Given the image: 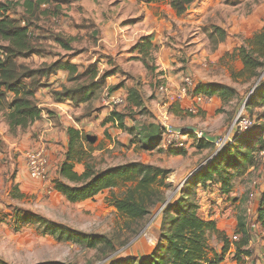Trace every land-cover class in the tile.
<instances>
[{
    "label": "trees",
    "instance_id": "16d2710c",
    "mask_svg": "<svg viewBox=\"0 0 264 264\" xmlns=\"http://www.w3.org/2000/svg\"><path fill=\"white\" fill-rule=\"evenodd\" d=\"M69 1L71 0H23L22 14L15 12L17 1H0V112L11 133H14L17 128L25 129L42 118L45 108L39 106L35 93L44 85V81L59 70L67 72L68 82H77L80 77L87 76L83 82H77L72 86L64 84L60 90L53 91L55 101L69 99L75 105L94 99L102 89L105 78L116 72V68H112L99 74L97 62L89 63L84 71L79 73V65L66 59L42 61L38 66L21 61L32 55H42L37 44L38 39L34 37V31L31 30V19L37 10L45 6L42 13L48 17L57 16L61 13L62 3ZM168 1L177 15H183L196 0ZM54 33L53 41L56 44L64 50H73L69 37L61 32L54 31ZM215 33L218 34V38L214 37ZM208 36L216 45L226 38V31L220 26H213ZM133 49L137 52L134 58L139 60L145 68L150 69L146 58L156 51L157 46L150 40L149 35L141 36L133 45ZM236 51L242 62V69L234 75L257 81L244 105V110L248 112L247 117L253 121V125L246 131L235 132L231 140L216 153H213L215 148L213 139L206 136L197 138L195 132L185 133L190 137H196L197 148L208 149L213 154L187 176L176 198L167 199V191L175 187L167 180L170 170L140 160L97 168L91 162L92 148L87 149L84 146L85 141L90 144L93 139L74 126L66 128L68 139L66 151L58 165L55 177L51 180L53 189L65 200L71 203L83 201L95 197L106 189L124 187L119 195H112L109 202L126 220L137 224L135 232L144 226L152 209L159 204L162 205L158 214L160 220L156 242L152 249L138 256H114L104 264H219L223 261L231 243L235 248L232 258L237 264H242L245 256H252V249L248 247L253 239L250 223L237 214L234 235H237L238 239L230 240L217 228L215 220L203 215L197 197L198 186L207 191H211L214 186L220 194L229 197L236 178L264 165V24ZM158 73L162 75L163 72ZM191 93L206 97L216 95L222 103L238 97L235 87L219 82L199 81L194 84ZM127 98L135 105L142 104L134 88L128 90ZM257 107L262 110L253 112ZM171 111L177 115L183 113V110L178 109L176 102L173 103ZM45 112L53 113L50 110ZM254 114L256 119L251 117ZM125 117L124 113L112 111L109 121L115 122L117 127L130 135V144L134 143L144 150L166 151L177 155L186 153L182 147L163 148L160 145L164 129H161L159 125L151 123L140 127L127 126ZM76 164L83 165L82 171L75 170ZM22 196L23 194L14 185L12 197L21 198ZM6 216L4 214L1 219H6ZM11 217L15 220V230L34 225L40 233L50 235L59 241L99 248L101 251L105 248L106 251L114 249L112 242L103 234L76 230L28 209L13 207ZM255 221L264 232V189L260 192ZM213 236L222 242L219 252L210 244ZM0 264L10 263L0 258ZM36 264L65 263L58 260H46Z\"/></svg>",
    "mask_w": 264,
    "mask_h": 264
},
{
    "label": "rangeland",
    "instance_id": "374dc122",
    "mask_svg": "<svg viewBox=\"0 0 264 264\" xmlns=\"http://www.w3.org/2000/svg\"><path fill=\"white\" fill-rule=\"evenodd\" d=\"M15 1H17L15 12L22 14L21 3L23 0ZM73 2L75 0L62 4L68 7L72 6L71 3ZM191 6L194 8L193 11H190L189 16L181 17L180 22L182 27L185 26V30L183 29L184 36L188 31L191 34L181 37L175 52L171 53L174 61L166 70L179 73L180 76L190 75L193 84L199 81H214L232 85L237 90L238 97L222 103L218 96L213 95L205 97L199 104L190 102L193 111L184 107L182 108L183 113L178 115L173 113L171 111L173 103L176 102L180 105L182 100L167 102L158 94L157 87L159 84L170 83L165 77H162L163 74L159 75L158 73L161 71V65L156 58V49L150 57L146 58L150 69L145 68L139 60L131 58V62H124V66H129L125 70L120 60L115 61L113 58H108L109 66L103 68L99 74L116 68V72L112 75L117 74L118 81L115 84H109L106 77L102 89L94 99L85 105H77L71 111V119L75 117L76 121H80V117L84 116H89L91 119V127L81 131L93 139L90 144L85 141L84 146L87 149L92 148L91 162L97 168L133 160H140L145 163L152 161L170 170L167 180H171L175 187L173 190L167 191L168 200L174 197L173 191L176 188L179 190L185 182L189 176V174L187 175L189 170L208 159L212 151L197 148L196 137H190L188 134H182L180 139L183 143L182 148L186 152L182 155L170 154L166 151L140 149L134 143H128L130 135L125 130L117 127L115 122L109 121L112 111L126 114L124 120L127 126L137 125L140 127L152 123L164 129L167 125L171 127L191 125L196 126L197 131L202 132L203 136L213 140L228 135L241 110L248 116L247 110H244L245 101L257 83L254 79L234 75L238 74L239 68L242 67L236 50L264 24V0H196ZM44 9L45 6H41L31 19V30L34 31V37L38 39L37 44L42 55H32L27 59H21V61L32 66H38L42 61L51 62L57 58L78 59L65 58L66 56L70 57V53L53 41L54 23L56 21H52L50 17L42 13ZM213 26H220L226 31V38L216 45L210 41L208 36ZM193 34L194 36L196 34V40L194 39V43L188 45L189 36ZM214 37L218 38V34L215 33ZM82 42V37L76 34L73 42L76 50L79 49L78 46ZM200 58H204V63L201 62L202 59ZM87 65L80 64L79 73L83 72ZM86 78L87 76H82L77 82H83ZM47 81L48 79L44 81L42 87L48 86ZM77 82H69L66 85L72 86ZM130 88L137 90L142 101L141 105H135L127 98ZM48 91L53 94L54 90L49 87ZM110 94H121L125 99L121 104H113L108 97ZM261 110L262 108L257 107L253 112H260ZM251 117L256 119V114L251 115ZM54 120L56 122L55 118H53ZM163 135L166 137L165 130ZM112 141L115 144L110 148L108 145ZM123 142H127V146ZM3 143L4 141L1 143L3 149L0 150V210H6L3 213L8 217L6 216V220H1L0 223L1 259L10 264H36L46 260H58L65 264H104L111 257L130 256L141 253L144 249L152 246V239L157 232V219L154 216L162 205L159 204L153 208L147 216L144 226L135 232L137 224L126 220L109 202L112 195H119L124 187L106 189L93 198L71 203L52 190L48 177V180L41 182L39 186H31L29 190L23 191L21 198L12 197L14 186L12 182L15 181L14 176L19 161L23 160L24 156L19 151L15 155L9 154ZM163 144L165 143L163 142ZM45 149L47 150V147ZM261 168H264V165L258 167V169ZM82 169V164L75 165L76 171L80 172ZM262 171L263 169L260 174L263 173ZM250 174L246 173L234 180L232 193L228 195L229 197L218 192L201 201L200 206L204 207L203 212L206 213L211 212L216 205L214 213L220 216L226 215L227 218L233 220L236 214L243 216L250 223L253 237L257 243H255L256 257L254 256V259L244 258L242 264H254L257 258L261 264H264V232L256 224L254 205L248 203L249 193L251 191L257 193L256 190L262 183V179L259 173L252 174L251 177ZM233 198L235 199L233 200ZM7 204L9 205L6 206ZM13 207L31 210L76 230L103 234L112 242L114 249L106 251L105 248L104 251H101L99 248H90L69 241H59L50 235L40 233L34 225L15 230V220L11 217ZM210 243L213 245L216 243L214 237H211ZM257 254H260V257ZM231 261L228 257L225 264H233L234 261Z\"/></svg>",
    "mask_w": 264,
    "mask_h": 264
},
{
    "label": "crops",
    "instance_id": "0c3cea01",
    "mask_svg": "<svg viewBox=\"0 0 264 264\" xmlns=\"http://www.w3.org/2000/svg\"><path fill=\"white\" fill-rule=\"evenodd\" d=\"M71 5L72 6L68 7L62 5L59 15L50 16L52 21H56L54 23V30L62 34L64 32L63 35L71 39L70 45L73 47V50H67L71 55L69 58H78L70 59L71 63L80 65L97 62L100 72L103 68L109 66L107 63L108 58H113L115 61L120 60L125 70H127L129 66H124V62H131V58L137 55L136 50L133 49V45L141 36L149 35L150 40L157 46L156 58L161 65V71H163L162 77H165L172 87H176L179 84L182 76H180L179 73L166 69L174 61L171 53L175 52V48L179 45L181 37L184 36L183 29L185 30V26H181V17L184 15L189 16L190 11L194 9L192 6L188 8L185 14L177 15L168 0L160 2H147L145 0H75ZM76 34L81 36L83 40L82 44L78 46L80 50H76V46L73 43ZM190 34L191 32L188 31L185 33L184 37ZM189 38L190 40L187 42V44L189 43L188 45L194 43L193 41L194 39L196 40V34L195 36L194 34L189 36ZM200 59H202L201 62L204 63V58ZM241 69L242 67L239 68V70ZM116 75L107 76V82L109 84H115L118 81V76ZM66 78L67 72L59 70L56 74L48 78L46 82L48 86L46 88L42 87L37 90L35 98L39 106L45 108V110L52 111L54 114H48L44 110L42 118L28 126L27 128L29 129L17 128L14 133H11L2 116V112H0V150L3 149L1 147L2 141H4L3 144L7 147L9 154L13 153L14 155L17 151L22 152L21 154L23 155L27 149L37 146L47 147L46 151L48 153L50 167L48 177L50 182L52 178L55 177L58 165L62 161L66 151L68 141L66 128L68 126H74L83 131L91 127V119L89 116L80 117V121H76L75 117L71 119V111L74 110L77 105H85L87 102L75 105L69 99L55 101L53 99V94L48 91L49 87L53 90H57L61 88L62 85L69 83ZM190 102V97L187 96L180 102V105L177 103L178 109L183 110L182 108L185 107V109L190 110L192 106ZM73 115L75 114L73 113ZM53 118L56 119V122L55 120L53 121ZM128 143L123 142L126 146ZM114 144L115 142L112 141L108 147L112 148ZM204 161L194 167V169L189 170L187 175L195 171ZM148 163L155 164L152 161ZM262 169L263 173L260 174ZM249 173H251L250 177L252 174L259 173L262 179V183L256 190L254 207L256 208L260 192L264 189V168L258 169L257 167L256 169H251ZM14 180L15 181L12 182L13 185H16L19 192L22 194L23 191L29 190L31 186H39L41 182H43L42 180L30 178L24 168V158L19 161ZM169 182L173 183L171 180ZM52 190L57 192L53 189V185ZM177 190L176 188L173 191V194L175 193L174 198L179 194V190ZM215 193H218V189L214 186H212L211 191L198 188V202L201 205V201ZM215 209L216 205L211 212L204 213V207L200 206V211L204 213V216L215 220L217 228L223 231L231 240L236 228V217L233 220L232 218H227L226 215L220 216L214 213ZM4 211L6 210H0V223L6 220L5 218L1 219L4 215ZM235 216H237V214ZM159 220L160 216L158 215L156 220L157 228L159 227ZM213 237L216 243L214 245L210 244L214 250L219 252L222 247V242L218 241L215 236ZM155 242L156 234L152 239V246L144 249L141 253L131 255L138 256L148 253ZM255 243H257V241L253 237L248 245V247L252 249V256H245L244 258L254 259L256 255ZM234 251V245L231 243L229 249L225 253L223 261L219 264H225L228 257L237 264L232 258ZM257 255L260 257V254ZM258 261L257 258L255 262ZM234 262L232 263L234 264Z\"/></svg>",
    "mask_w": 264,
    "mask_h": 264
},
{
    "label": "built area",
    "instance_id": "2783aa9c",
    "mask_svg": "<svg viewBox=\"0 0 264 264\" xmlns=\"http://www.w3.org/2000/svg\"><path fill=\"white\" fill-rule=\"evenodd\" d=\"M194 88V84L192 81V78L190 75L185 74L182 76L180 83L176 87H172L169 84H159L157 87V92L160 96H162L164 99H166L167 102H170L171 100H183L186 98L187 95H190L191 102L193 104H199L206 96H203L202 94H192L191 91ZM110 101L113 104H121L124 101V96L121 94H110L108 95ZM193 108L190 109V111ZM235 124V126H234ZM253 125V121L247 117L243 110L237 115L236 119L234 120V123L232 127L230 128V132L228 135L224 137H219L216 140H214L215 144V150L213 153H216L218 150H220L228 141L231 140L235 132H243L251 128ZM166 132V137H162L161 140V146L163 148H167L169 146L174 147H183V143L181 142V136L182 133L176 132L172 130V127L167 125L164 128ZM196 137L201 138L202 132L195 131ZM187 135V134H183ZM163 142L165 144H163ZM212 153V154H213ZM24 168L27 171V174L30 176V178L34 180H42L45 181L49 175V157L48 153L43 146H37L34 148L27 149L24 154ZM255 201H256V192L251 191L249 193L248 203L250 205H254L255 207ZM257 207V206H256ZM162 207L157 211L154 217H156ZM249 209V208H248ZM256 211V208H254ZM145 230V229H144ZM238 239L237 235L232 236V240ZM254 264H261L259 261L255 262Z\"/></svg>",
    "mask_w": 264,
    "mask_h": 264
},
{
    "label": "water",
    "instance_id": "95a60500",
    "mask_svg": "<svg viewBox=\"0 0 264 264\" xmlns=\"http://www.w3.org/2000/svg\"><path fill=\"white\" fill-rule=\"evenodd\" d=\"M172 130L176 132H180L182 134L188 133V132H195L197 130L196 126L187 125L184 127H172Z\"/></svg>",
    "mask_w": 264,
    "mask_h": 264
}]
</instances>
